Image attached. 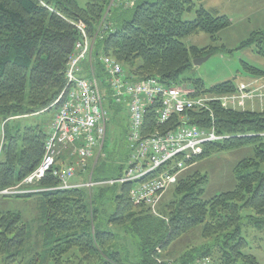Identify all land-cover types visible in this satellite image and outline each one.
I'll use <instances>...</instances> for the list:
<instances>
[{"label": "trees", "instance_id": "16d2710c", "mask_svg": "<svg viewBox=\"0 0 264 264\" xmlns=\"http://www.w3.org/2000/svg\"><path fill=\"white\" fill-rule=\"evenodd\" d=\"M203 1L137 0L133 8H126L112 0H90L84 7L76 0H0V120L5 122L0 191L19 184L41 162L46 132L40 126L20 130L9 128V124L56 111L65 101L64 95L59 104L53 105L65 89L68 61L79 40L73 23H84L92 44L90 64H95L94 75L102 81L99 57L106 56L122 65L134 82L157 79L165 87L184 83L192 90L190 98L235 93L238 87L231 81L206 89L200 79L181 80L193 60L216 52L213 47L187 46L183 40L205 33L214 41L231 24L227 16L201 7L194 20H181L195 2ZM251 46L264 58V29L252 33L240 48ZM244 67L263 77L262 71ZM83 68L88 75L89 63L85 62ZM160 106V99H156L146 107L143 136L163 135L179 125L180 116L176 114L159 123ZM208 106L207 111L184 113L187 123L213 129L217 136L228 139L202 145L201 153L192 155L184 167L215 152L251 145L254 157L237 164L233 190L204 199L201 187L206 176L194 172L178 179L175 199L161 206L162 216H154L148 207L131 200L134 183H115L123 173L116 180L98 178L96 188L61 189L60 181L49 172L30 187L34 192L0 196L37 197L40 207L34 239L21 213L0 211V264H168L170 261L164 260H171L168 252L172 244L196 229L203 244L188 248L171 261L194 264L208 258L211 264H260L241 236L240 225L246 220L264 237V108L233 110L215 100ZM177 159L181 161L182 157ZM170 168L168 164L160 170ZM176 173L177 169L171 171ZM106 190L113 194L114 211L110 215L99 203ZM245 210L252 215L243 216ZM121 234L138 242L135 260L130 259Z\"/></svg>", "mask_w": 264, "mask_h": 264}, {"label": "built area", "instance_id": "2783aa9c", "mask_svg": "<svg viewBox=\"0 0 264 264\" xmlns=\"http://www.w3.org/2000/svg\"><path fill=\"white\" fill-rule=\"evenodd\" d=\"M116 2L126 8H133L137 0ZM73 26L79 34V40L68 61L65 89L53 105L59 104L64 95L66 98L55 111L46 131L41 162L19 184L0 191V196L34 192L30 187L38 184L49 172L60 181L61 189L80 187L69 184L75 172L71 164H65L62 169L57 166L64 164L62 157L66 152L81 163L93 158L94 150L102 144L107 129V112L103 106L106 92L113 103L124 104L129 115L127 167L124 175L115 183H134L130 192L131 200L151 208L185 169V161L201 153L202 145L228 139L217 136L213 129L203 130L189 125L184 113L193 109L207 111L213 100L224 108L242 111L253 109L256 103L260 106L264 104V80L238 86L233 94L190 98V92L182 87H165L157 79L131 81L122 65L106 56L99 57L104 72L103 81L90 70L88 75H84L83 64L91 62L92 44L84 23H73ZM156 99H160L161 103L157 111L159 123L167 122L176 114L180 116L179 125L163 135L155 133L143 136L145 109ZM179 156L182 157L181 161L177 159ZM168 164H171L170 169L160 170L167 168ZM174 169L178 173L171 174ZM168 264L180 263L170 261ZM194 264H211V261L202 258Z\"/></svg>", "mask_w": 264, "mask_h": 264}, {"label": "rangeland", "instance_id": "374dc122", "mask_svg": "<svg viewBox=\"0 0 264 264\" xmlns=\"http://www.w3.org/2000/svg\"><path fill=\"white\" fill-rule=\"evenodd\" d=\"M76 1L79 6L84 7L90 0ZM112 1L115 2L116 0ZM200 7L206 11L227 16L231 24L228 28L220 31L214 41L205 33H196L183 40L187 46H195L199 49L213 47L216 52L206 62L198 66L192 64V68L182 75L181 80L200 79L206 89L228 81L238 87L248 86L252 81L264 80V58L257 55L252 46L240 48L241 44L251 37L252 33L264 29V0H206L201 3L195 2L194 8L190 12H185L181 20L186 22L194 20L195 12ZM89 65L90 71L95 73L93 71L95 64ZM244 65L262 71L263 77L251 74L245 69ZM178 86L187 92H192L187 84L182 83ZM103 106L107 112V130L102 144L94 150L93 158L81 163L75 157L70 156L65 162L62 161L64 164L57 166L62 169L65 164H71L75 170L74 178L72 179L73 183L87 189H91V181L94 183L98 178L116 180L122 173H125L127 167L129 156L127 141L129 115L124 110V104L117 105L113 103L108 92H106ZM263 108L264 104L260 106L256 103L253 110H261ZM54 113L55 110H50L37 115L27 116L11 122L9 128L12 129L16 126L22 130L25 126H40L46 132ZM4 129L5 122L0 120V148ZM253 157L254 151L251 145L212 153L209 157L199 160L179 173L174 182L161 193L156 204L152 208L148 206V209L151 210L154 216H162L160 214L161 206L175 199L174 187L178 179H184L194 172L206 176V183L201 187L204 191V199L233 190L236 186L234 169L237 164L241 160ZM261 170H264V166ZM109 184H106L107 187ZM96 187L94 183L93 188ZM112 198L113 194L111 191L106 190L103 197L99 200V203L104 206L107 215L112 214L114 211ZM0 211L21 213L24 221L28 224L30 235L34 239L40 215L37 197L28 199L0 198ZM242 214L243 216L252 215V212L245 210ZM240 228L241 236L248 243L250 253L258 259L260 264H264V237L257 230L248 226L246 220L242 221ZM121 238L124 243H127L130 259L133 258L135 260L138 242L132 238L125 239L122 234ZM203 242L200 230L196 229L191 234L183 236L172 244L168 252L169 258L171 260L179 259L188 248L200 247ZM171 260L167 259L164 261L168 262Z\"/></svg>", "mask_w": 264, "mask_h": 264}, {"label": "water", "instance_id": "95a60500", "mask_svg": "<svg viewBox=\"0 0 264 264\" xmlns=\"http://www.w3.org/2000/svg\"><path fill=\"white\" fill-rule=\"evenodd\" d=\"M209 58H210V55H207L205 57L193 60L192 63L194 66H198V65L202 64L203 62H206Z\"/></svg>", "mask_w": 264, "mask_h": 264}, {"label": "crops", "instance_id": "0c3cea01", "mask_svg": "<svg viewBox=\"0 0 264 264\" xmlns=\"http://www.w3.org/2000/svg\"><path fill=\"white\" fill-rule=\"evenodd\" d=\"M252 82H253V81H252ZM252 82H250V84H251ZM67 158H70V156H69V154L66 152V153L64 154V156L62 157V161L65 162V161L67 160ZM70 185H72V186H79V185H77L76 183H73L72 179L70 180Z\"/></svg>", "mask_w": 264, "mask_h": 264}]
</instances>
